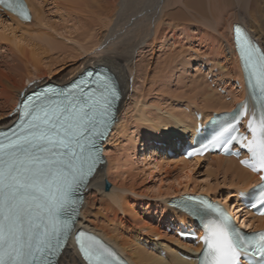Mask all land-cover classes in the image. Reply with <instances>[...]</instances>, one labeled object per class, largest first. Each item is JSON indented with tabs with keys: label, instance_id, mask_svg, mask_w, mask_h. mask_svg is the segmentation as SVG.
<instances>
[{
	"label": "bare ground",
	"instance_id": "bare-ground-1",
	"mask_svg": "<svg viewBox=\"0 0 264 264\" xmlns=\"http://www.w3.org/2000/svg\"><path fill=\"white\" fill-rule=\"evenodd\" d=\"M25 2L30 11L29 21H25L18 16H14L8 11H0V48H2L1 41L8 42V47H5L4 50L0 49V52L3 51L0 53V128L11 124L14 117L9 116V114L15 108L21 91H23L27 85L30 84L27 91H31L38 86L50 83L47 78V73H50V67L52 66H49L48 70L42 67L44 60L43 56L46 53H52L53 51H56L57 54L59 51L61 53L63 49H66L64 47L65 39H67V41L70 40V42L72 41V47L70 50H74L73 52L75 57L78 54L88 53V51L89 53L95 55L94 57L89 56V58H84L79 61V64L75 67L73 65L74 69L70 71L69 74H74V77H76L77 74L81 73L83 69L87 67L104 66L115 75L120 90V99L117 106L118 115V109L121 107L126 98H129L132 87H134L130 84L132 81L131 71L133 65L131 63V58L133 49L138 47L139 42L143 41L147 35H149L150 24L152 21H157L156 24L158 26V30H155L154 36H156L158 40L163 34L162 31L166 33L167 29L174 32L179 28L184 29V31H188L186 32L187 34L185 32V34L183 33L184 36H186L184 39L187 40V44H189V36H191L190 39L193 38V40L198 38V43L197 45L195 44L196 47L193 46L194 42L190 43L188 48L186 47V50H189L187 53L190 55V51L194 50L193 53L195 55L197 54L200 58L201 56H204V62L200 63L199 67L201 64H203L204 67L208 66L209 70L205 74L207 76L210 73V78L212 76H214V78L210 81L203 79L204 75H202L200 70H198L199 67L192 70L195 75L184 79V81L187 80L189 82L187 90L190 92L193 91L191 92L192 94L189 93L191 94L190 96L187 95L184 97L188 101V105L184 109L179 108V104H181L179 95L178 97L176 96L178 99H176L178 101L177 103H179L177 104L178 107H163L164 104L160 107L157 103H152L153 105L148 103L147 105L145 101L143 102L142 95L140 97L142 101H138L139 103L134 108V110L136 109L135 114L133 112L134 115H132V119L134 116V127L139 130L137 132L138 136L130 134L132 132H129V135L127 136L126 134H128V132L125 130L127 127H122V129L126 131L125 135L124 132L122 133L124 136H127L126 142L129 144L128 147L126 146L127 149L124 148V150L127 151H125L126 156L124 155L125 161L123 163L120 161V164L122 163L121 165L123 166L128 163L129 166L134 165V168L140 172L146 170L149 173H156L168 168L170 174H173V176H170L172 179L170 181H163V179L160 178L159 182L155 183V189L157 192L156 196L162 197L165 195L167 196V199H163V201L161 200L158 202L154 201L155 203L144 201L143 199L138 198L139 196H142L143 198L146 196L145 194H142L140 191L139 194H137L135 191L131 190L133 186L132 188H127L129 186L125 187V185L122 184L118 186L115 184L111 187L108 185V188L105 189V184L108 183V181H111L112 174H110L109 169L114 163V159L111 157V152L113 153V151L110 149L107 150L105 146L104 152L108 163L105 164L104 162L102 165H99L96 172L87 183L84 191V201L79 210V216L75 227H84L102 236L122 256L127 258L130 264H195V261L187 260L182 256L187 254L191 255L193 251L197 250V248L192 246L190 243L180 241L174 235L165 232L159 226L162 221L170 222L174 221L176 218H180V215L169 207L168 202L171 200L169 198H173V196L175 197L182 193L201 192L212 196L214 199L217 198L220 201V195L216 190V186H213L207 180L201 184L192 176L195 170L198 171V164L205 160L208 161V175L221 173L224 179V184L226 179L230 178V183L228 185L230 188V194L225 197V204L227 205L230 201L228 199L235 194L237 189L249 188L255 183V181H257V177L248 170L242 168L233 158L207 154L203 158L196 157L192 160H185L181 158L176 159L177 157L173 158V160H168L167 155H165L166 150L169 149L173 152L174 150L171 146H174L177 140H182L183 134L192 132L196 123V119L193 114L194 111L200 112L201 118L204 121H207L212 112L219 113L227 111L234 105L235 101L242 98L243 93L241 91V87L243 86V80L238 57L232 41V25L241 24L251 36L259 41L264 50V0H56L55 2L58 3L56 5L63 7V9L64 7H69L68 3H70V5L72 4L71 6L74 5V8H76L75 11H79L78 14H80V17L90 16L95 24L92 21L91 23H93L94 26H99L97 28L94 27L97 30L100 29V26L107 28L109 24L113 22L112 26L110 28L108 27L109 30H107L99 38H97V35H94L96 33L93 34L92 31H89L90 36L89 38L85 37L86 40L84 36H81L82 34H80V36L78 35L80 39L77 40H73L74 37L69 35L68 36L70 38H68V33L66 35L64 34L65 31L64 33H61L67 38L65 37L64 39L63 37L59 39L56 33L59 32L58 34H60V31L57 30L60 29L57 27L58 23L55 22V25L57 26H54L52 25L53 22H51L50 24L52 27H55L52 28L49 24L51 18L49 22L44 18L45 13H43L42 10L44 0H25ZM66 9L67 8L63 11ZM71 10H73V8ZM67 11L68 10H66V15L69 16L70 14H68ZM60 12L61 10L59 13ZM63 17L66 18V16ZM73 18L74 17H72V19ZM60 27L63 28L64 26L60 25ZM16 29L20 31L19 34H16ZM182 29L181 31L183 32ZM122 30L124 31L123 33ZM121 33L122 35L119 36ZM156 33L158 34L156 35ZM85 35H87V33H85ZM60 36L62 37V35ZM175 36L172 37L173 40H175ZM82 38H84V42ZM103 38V43L108 39L106 41L108 46H101V48L99 44ZM116 38L118 39L115 40ZM205 39H210L209 43L211 42L210 47L209 49L207 48V50H203L202 48L205 45H203V42H206ZM178 40L181 41V38ZM161 41L163 42L160 45L165 46L167 44L166 38H163ZM180 41H177V43H180ZM9 43L10 46L13 45L12 48L9 47ZM175 46H177V44ZM179 46L184 47V45ZM183 49L185 50V47L180 50L184 52ZM67 52H69V50ZM182 52L180 55L182 54L184 56L185 53ZM199 52H201V54H199ZM175 55H169L170 57H165L163 61L165 59L172 58L173 56L175 57ZM58 58L59 57L55 59L58 60ZM183 58L186 59L185 57ZM55 59L53 60L55 61ZM165 61L163 67L169 65L168 62L166 61V63ZM183 61L188 65L189 69H191L189 66V60ZM165 63L168 65H165ZM134 66H136V64ZM168 67H170V65ZM185 67L183 65V68ZM214 68H216V74L213 72ZM163 73L165 74V72ZM167 73L168 72H166L165 76L168 75L171 77L169 75L171 73ZM135 74L137 75V73ZM158 75L160 74H157L156 76ZM153 76L154 75H152V77ZM73 78H66L63 76L55 80L58 82L56 84L63 85L68 83ZM160 78L163 77L161 76L158 79L161 80ZM132 79L134 80V78ZM163 79L164 84H166V79ZM152 80L153 79H151V81ZM234 80L238 81L240 89L232 84V81ZM156 81L154 82L153 80L152 82L156 83ZM213 82H215L213 85L214 87H211V83ZM219 82H222L221 86ZM179 84L181 85L182 82H179ZM150 86H152V83ZM217 86H220L225 93L220 94L221 92H217ZM161 90L162 89L159 91ZM145 92H148V89ZM161 92L165 93L164 89ZM136 94L133 95L136 97L138 96ZM175 95L177 94H174V96ZM145 97H147V95ZM180 97L182 98V96ZM225 97H229L230 100L228 102L224 101L223 98ZM197 101H199V104ZM135 102L136 101H134V103ZM191 106L193 108H191ZM152 109L154 111H152ZM118 125L119 124L115 123L112 129H119L120 125ZM121 125L123 124L121 123ZM108 141L110 140L106 139L104 144H107ZM165 144H167V147H164ZM117 145L116 147H123ZM139 147H141L139 151L142 152L140 158L137 157V149ZM120 154L123 155L122 153ZM117 156L119 157V155ZM149 157H152L154 161H147L146 159ZM115 172L112 173L115 174ZM168 173L166 175H168ZM118 175L117 177L120 176ZM115 180L117 179L114 178V182ZM126 192H130L131 195L126 194ZM137 195L138 198H135L134 196ZM152 208L159 215V223L156 225L151 222V218H148V212ZM141 210L142 214H139V211ZM233 210L242 222L246 221L248 224L264 227V217L253 216L247 211L243 212L238 209L237 206L233 207ZM182 219L185 220V217H182ZM159 239L164 241H159ZM160 251H163L164 254L161 255ZM57 262L58 264H84L72 242H69L65 246L58 257Z\"/></svg>",
	"mask_w": 264,
	"mask_h": 264
},
{
	"label": "snow or ice",
	"instance_id": "snow-or-ice-1",
	"mask_svg": "<svg viewBox=\"0 0 264 264\" xmlns=\"http://www.w3.org/2000/svg\"><path fill=\"white\" fill-rule=\"evenodd\" d=\"M0 6L19 9L23 19H30L20 0H0ZM235 43L264 99V51L239 26ZM118 100V89L103 71L87 72L64 88L50 87L26 97L17 109L18 122L0 131V264H58L54 258L75 230L79 193L100 162V143L114 123ZM225 131V142L237 139L231 135L238 131L235 125ZM247 131L252 139L243 147L251 152L252 169L257 171L258 163L264 170V112L258 124L255 118L248 121ZM260 206L264 207V187ZM183 207L206 218L202 264H241L257 256L255 264H264V233L257 237L237 231L218 206L203 198ZM79 237L87 264H110L97 254L94 238L82 231Z\"/></svg>",
	"mask_w": 264,
	"mask_h": 264
},
{
	"label": "rangeland",
	"instance_id": "rangeland-1",
	"mask_svg": "<svg viewBox=\"0 0 264 264\" xmlns=\"http://www.w3.org/2000/svg\"><path fill=\"white\" fill-rule=\"evenodd\" d=\"M40 1V0H39ZM52 1V0H51ZM50 0H44V3L42 4L43 6H42V10H43V13H45L44 15H45V20L46 21H48L49 22V20H50V18H51V20H50V22H49V24L51 23V22H53L52 23V25H54V26H57L58 28H60V29H57V30H59L60 31V34H58L59 32H56L57 33V36H58V38L60 39V38H63L64 37V39H65V35L67 34V36L69 35V36H72V37H74V39L73 40H77V39H80L79 38V36H80V34H82L81 36H84V38L86 37H88L89 38V36H90V32L92 31V33L94 34V33H96V34H94V35H97V38H99L102 34H104L107 30H109V28L112 26V24H113V22L112 23H110L109 24V28L107 27H101L100 26V29H96L97 27H99L98 25L96 26H94L93 25V20L90 18V16L88 17V16H81L80 17V14H78L79 13V11L78 10H76L75 11V9L76 8H74L75 6L73 5V6H71L70 5V3H68L69 4V7L72 9L73 8V10H71L68 6L67 7H64V9L65 8H67L66 10H68L67 12H68V14H70L69 16H67L66 14V10L65 11H63L64 9H63V7H61V6H59V5H56V4H58L57 2H55L54 0L51 2ZM53 2H55V3H53ZM47 5V6H46ZM59 7V8H58ZM58 10H56V9ZM70 9V10H69ZM78 9V8H77ZM55 10V11H54ZM61 10V12L59 13V11ZM72 11H75V12H72ZM64 12V13H63ZM47 13V14H46ZM54 13V14H53ZM64 14V15H63ZM74 16H73V15ZM43 15V16H44ZM59 15H61V16H59ZM63 16H66V18L65 17H63ZM71 16V17H70ZM48 17V18H47ZM69 17V18H68ZM72 17H74L73 19H72ZM75 17H77V18H75ZM47 18V19H46ZM62 18H63V20H62ZM80 18V19H79ZM65 19H67V20H65ZM61 20V21H60ZM60 21V22H59ZM91 21L93 22V23H91ZM55 22H57L58 24L57 25H55L56 23ZM157 21L156 20H154V21H152L151 22V24H150V30H149V35H147V37L143 40V41H141V42H139V46L138 47H136L135 49H133V52H132V58H131V63H132V65H133V68H132V71H131V86H134V87H132V91L130 92V95H129V98H126V100L123 102V104L121 105V107L118 109V115H117V118H119V119H117L116 120V123L117 124H119L118 126H119V129H116V130H111V132L109 133V135L107 136V138L106 139H108V140H110V141H108L107 142V144H104L105 146H106V148H107V150H111V151H113V153L111 152V157L114 159V163H115V165H114V163H113V165H112V167L109 169V172H110V174H112L111 175V181H108V183H109V185H110V187L112 186V185H125V187H127V186H129V187H127V188H132V186H133V188L131 189V190H133V191H135L137 194H139V191L142 193V194H145L146 196H144L143 198H142V196H139V198H138V195L137 196H134L135 198L137 197L138 199H143L144 201H150V202H152V203H155L156 201L158 202V201H163V199H167V196H165V195H163L162 197H157L156 195V187H155V183H157V182H159V179L161 178V179H163V181H170L172 178L170 177L171 175L173 176V174H170V171L168 170V168L167 169H164L163 171H159V172H156V173H149L148 171H146V170H144L143 172H140L139 170H137L136 168H134V165H130L129 166V164L127 163L126 165H121L125 160H124V157L126 156L125 155V151L126 150H124V148H126V146L128 147V142H126V140H127V136L129 135V132H132V133H130V134H132V135H136V136H138L137 135V132L139 131V130H137V128L136 127H134L135 126V124H134V116H133V119H132V115H134L135 114V110H134V108H135V106L139 103L138 101H142L143 100V102L145 101V103L148 105V103H150V104H158L160 107H162L163 106V104H164V106L163 107H170V106H176V107H178L177 106V104H179V103H177L178 101V99H177V97H178V95H179V100L181 99V104H179V108H181V109H184L187 105H188V101L184 98L185 96H187V95H191L192 93L191 92H193V91H188L187 89H188V85H189V82L187 81V80H185L184 81V79H187V78H189V77H192L193 75H195L194 74V71H192L193 69H195V68H197V67H199V65H200V63H203L204 62V56H201V58H200V56H198L197 54L195 55L193 52H194V50H191L190 52V55H189V53H187L189 50H186L189 46H190V43H193L194 42V44H193V46H195L196 47V45H197V39L195 40H193V38L192 39H190L191 38V36H189L188 38V43L189 44H187V40H185L184 38L186 37V36H184V34L186 33V32H188V31H184V29H182V28H179V29H176L175 31L177 32V34H176V32L174 31H170V30H167L166 29V33L164 32V31H162V35H161V37L159 38V40H158V38L156 37V36H154L155 35V30L157 31L158 30V26H157ZM47 24V23H46ZM93 26H92V25ZM95 24V23H94ZM52 25L50 24V26L52 27ZM60 25L61 26H64L63 28H61L60 27ZM53 26V27H54ZM91 26V27H90ZM52 27V28H53ZM94 27H96V28H93ZM128 27H129V25H128ZM55 28V27H54ZM90 28V29H89ZM102 28V29H101ZM64 29H66V30H64ZM86 29V30H85ZM88 29V30H87ZM92 29V30H91ZM121 29H123V28H121ZM181 29L183 30V32L181 31ZM56 30V31H57ZM120 30V29H119ZM118 30V31H119ZM154 30V31H153ZM64 31H65V33H64ZM90 31V32H89ZM94 31V32H93ZM96 31V32H95ZM180 31V32H179ZM19 32L20 31H18L17 29H16V34H19ZM64 33L65 35H63L62 33ZM124 31L122 30V33H123ZM171 32H172V34H171ZM185 32V33H184ZM73 35H72V34ZM85 33H87V35H85ZM118 33V32H117ZM122 33L121 34H119V36H121L122 35ZM179 33V34H178ZM181 33V34H180ZM184 33V34H183ZM116 34V33H115ZM158 33H156V35H157ZM173 34H175V35H177V36H175V35H173ZM187 34V33H186ZM60 35H62V37L60 36ZM77 35V36H76ZM79 35V36H78ZM173 35V36H172ZM181 35H182V37H181ZM192 35V34H191ZM68 36V38H70ZM118 36V37H119ZM174 37L175 36V40H173V38L172 37ZM179 36V37H178ZM184 36V37H183ZM78 37V38H77ZM112 37H114V36H112ZM179 39V38H181V41L180 40H178L177 38ZM193 37V36H192ZM67 38V37H66ZM84 38H82V40H83V42L86 40V38H85V40H84ZM153 38V39H152ZM163 38H166L167 39V44L165 45V46H162V45H160L163 41H161ZM118 38H116L115 40H117ZM61 40H63V39H61ZM108 40V39H107ZM107 40H105V42L103 43L102 41H104V38L100 41V44H99V46L101 47H104V46H108V44L106 43V41ZM114 40V39H113ZM114 40V41H115ZM153 40V41H152ZM154 40H156V41H154ZM169 40V41H168ZM206 40V42L204 43L203 42V45L205 44V45H207V46H205L204 45V47H202L203 48V50H207V48L209 49V47H210V44H211V42L209 43V41H210V39H205ZM6 41V40H5ZM64 41V40H63ZM145 41V42H144ZM173 41H174V43H173ZM177 41H180V43L178 42L177 43ZM2 42H3V44H2ZM72 42V41H71ZM70 42V40H68L67 41V39H65V42H64V44L66 45H64V47L66 48V49H63V50H65V51H63L62 50V52L60 53V51H59V53L57 54L56 53V51H53L52 53H50V52H48V53H46L43 57H44V60H43V64H42V67L44 68V69H46V70H48V67L49 66H52V67H50L51 69H50V73L48 74L47 73V78H48V80L50 81V83H58L55 79H59V78H61V77H63V76H65L66 78L67 77H70V78H73L74 77V74L72 75V74H69L70 73V71H72L74 68H73V65H74V67L77 65V64H79L78 62L79 61H81V60H83L84 58H89V56L90 57H94L95 55H93V54H91V53H89V51H88V53H83V54H78L76 57H75V55H74V50H70L71 49V47H72V43ZM110 42V41H109ZM143 42V43H142ZM147 42V43H146ZM154 42V43H153ZM175 42H176V44H177V46H175L176 44H175ZM185 42V43H184ZM8 42H4V41H1V47L2 48H0L1 50H4V48L5 47H8V44H7ZM67 43V44H66ZM152 45H150V44ZM104 44V45H103ZM105 44H107V45H105ZM196 44V45H195ZM169 45V46H168ZM179 45H184V47H185V50H184V52H182V50H180L181 48H184V47H180ZM189 45V46H188ZM9 47H13V45H11L10 46V43H9ZM63 47V46H62ZM70 47V48H69ZM101 47V48H102ZM171 47V48H170ZM180 47V48H179ZM187 47V48H186ZM192 47V46H191ZM206 47V48H205ZM69 48V49H68ZM106 48V47H105ZM140 48V49H139ZM170 48V49H169ZM0 50V51H1ZM69 50V52H67ZM3 52V51H2ZM2 52H0V53H2ZM66 52V53H65ZM185 53V55L183 56L182 54L180 55V53ZM202 52V51H201ZM201 52H199V54H201ZM63 53H65V54H63ZM73 53V54H72ZM171 53V54H170ZM52 54V55H51ZM57 54V55H56ZM87 54V55H86ZM172 56V55H175V57L173 56L172 58H169V59H165L167 62H168V64L170 65V67H168L169 65L168 64H166L165 63V65H168V66H166V67H163L164 66V61H163V59L165 58V57H167V56ZM192 54V55H191ZM49 55V56H48ZM69 55V56H68ZM81 57H80V56ZM84 55V56H83ZM180 57V59H179V57ZM187 55V56H186ZM189 55V56H188ZM169 56V57H170ZM176 56H177V58H178V60H177V58H176ZM57 57H59L58 58V60H56L55 58H57ZM61 57V58H60ZM183 57H185L186 59H184ZM65 58V59H64ZM70 58V59H69ZM168 58V57H167ZM53 59H55V61L53 60ZM66 59H68V60H66ZM171 59V60H170ZM62 60V61H61ZM183 60H189V62H190V67H191V69H189V67H188V65L183 61ZM203 60V61H202ZM51 61H52V64H51ZM64 61V62H63ZM162 61H163V63H162ZM181 61V62H180ZM46 62H47V64H46ZM63 62V63H62ZM179 62V63H178ZM49 63V64H48ZM136 64V66H134ZM181 64V65H180ZM183 65H184V67L185 68H183ZM46 66H47V68H46ZM57 66V67H56ZM60 66V67H59ZM160 66H161V68L163 69H161L160 68ZM135 67H137V68H135ZM145 67V68H144ZM158 67H159V70H158ZM168 67V68H167ZM183 68V70H182V68ZM206 67V66H205ZM204 67V65L203 64H201V66L199 67V69L198 70H200V72L202 73V75H204V78L203 79H205V80H208L207 79V77L208 76H210V73L206 76V74L205 73H207L208 72V70H209V67L207 66L206 68ZM54 69V70H53ZM70 69V70H69ZM144 69H146V70H144ZM170 69V70H169ZM135 70V71H134ZM138 70V71H137ZM185 70V71H184ZM51 71H52V74H51ZM137 71V72H136ZM146 71V72H145ZM216 71V68H214V73L216 74L217 72H215ZM162 72V73H161ZM163 72H165V74H166V72H168L167 74H169V73H171V74H169L171 77H169L168 75H166L165 76V74L163 73ZM54 73V74H53ZM135 73H137V75L135 74ZM157 74H160L163 78H165L166 79V81L167 82H165L166 84H164V79L163 78H160L161 80H159L158 78L159 77H161L160 75H158V76H156ZM163 74V75H162ZM198 74H199V72H198ZM68 75V76H67ZM152 75H154V76H156L155 78H153L152 77ZM55 76V77H54ZM137 76V77H136ZM142 76H143V78H142ZM132 78H134V80L132 79ZM214 78V76H212L211 77V79H213ZM151 79H153L154 80V82L156 81V83H154V82H152L151 81ZM169 79V80H168ZM144 80V81H143ZM181 80H183V81H181ZM135 81V82H134ZM188 83H187V82ZM209 81V80H208ZM207 81V82H208ZM169 82V83H168ZM179 82L181 83L182 82V87H181V85L179 84ZM151 83H152V86H150L151 85ZM214 84H215V82H213ZM179 84V85H178ZM219 84L221 85V83L219 82ZM232 84H234L233 83V81H232ZM136 85V86H135ZM185 87H184V86ZM151 89H150V88ZM211 87H214L213 85H212V83H211ZM155 88V89H154ZM141 89H142V91H141ZM148 89V92H145L146 90ZM150 89V90H149ZM160 89H162L161 91H163V89H164V92L165 93H162L161 91H159ZM217 90V89H216ZM139 91H140V93H139ZM167 91V92H166ZM180 91V92H179ZM135 92V93H134ZM160 92V93H159ZM188 92V93H187ZM217 92H218V90H217ZM135 95L136 93H139V94H136V95H138V96H136L137 97V99H138V97H139V99L137 100L136 99V97L133 95V94ZM148 93V94H147ZM172 93H173V95H172ZM178 93H180V94H178ZM189 93H191V94H189ZM162 94V95H161ZM174 94H177V95H175L174 96ZM220 94H224V93H220ZM143 95V96H142ZM147 95V97H145ZM172 95V96H171ZM142 96V100L140 99V97ZM177 96V97H176ZM180 96H182V98L180 97ZM134 97H135V99H134ZM144 97H145V99H144ZM163 97V98H162ZM133 101H132V100ZM165 99V100H164ZM174 99V100H173ZM177 99V100H176ZM182 99H184V100H182ZM128 100V101H127ZM223 100L224 101H226V102H228L230 99H229V97H225V98H223ZM134 101H136L135 103H134ZM153 101V102H152ZM174 103H173V102ZM175 101H176V104H175ZM173 104H172V103ZM199 101H197V103H198ZM167 103V104H166ZM149 104V105H150ZM152 104V105H153ZM171 104V105H170ZM199 104V103H198ZM162 105V106H161ZM191 108H193L192 106H191ZM187 109V108H186ZM152 111H154L153 109H152ZM133 112H134V114H133ZM132 122V123H131ZM121 123L123 124V125H121ZM127 127L125 130L128 132V134H126L127 136H124L125 135V132L126 131H124L123 129H122V127ZM121 127V128H120ZM121 129V130H120ZM119 132H118V131ZM118 132V133H116V132ZM113 132V133H112ZM122 132H124V135H123V133ZM115 133V134H114ZM136 133V134H135ZM118 134V135H117ZM115 135V136H114ZM111 136V137H110ZM125 137V138H124ZM105 139V140H106ZM139 141V140H138ZM140 142V141H139ZM122 143V144H121ZM115 144V145H114ZM120 145V146H123V147H119L118 145ZM138 144H140V143H138ZM116 145L118 146V147H116ZM167 144H165V146L164 147H167L166 146ZM113 146V147H112ZM112 148V149H111ZM114 149H115V151H114ZM127 149V148H126ZM139 149H141V147H139L137 150H138V158H140V156H141V154H142V152L141 151H139ZM110 152V151H109ZM127 152V151H126ZM141 152V153H140ZM166 152H167V150H166ZM117 154V155H119V157L117 156V155H115V154ZM120 153H122L123 155H121ZM125 155V156H124ZM154 155V154H153ZM114 156H115V158H114ZM122 156V157H121ZM172 158H175V157H172ZM126 159V158H125ZM167 159L168 160H173V159H169V157H167ZM147 161H154L153 160V158L152 157H149L148 159H146ZM120 161L122 162L121 164H120ZM118 162V163H117ZM170 162H174V161H170ZM207 162L208 161H202L200 164H198L199 165V167H198V171L197 170H195V172L192 174V176H193V178H196V180L199 182V183H201V184H203L206 180L207 181H209L213 186H216V190L219 192V195H220V201H223L224 203H225V197L227 196V195H229L230 194V188H229V183H230V178H227L226 179V181H225V184H224V179H223V176H222V174L221 173H218V174H216V175H212V174H210V175H208L207 174ZM106 163H108V160L106 159V161H105V164ZM119 166H120V168H119ZM133 166V167H132ZM113 167H114V169H113ZM106 168V167H105ZM104 168V169H105ZM119 168V169H118ZM122 168V169H121ZM136 169V170H135ZM116 171V172H115ZM165 171V172H164ZM168 171H169V173H168ZM115 172V174H113V173ZM168 173V175H166L167 173ZM197 172V173H196ZM120 173V174H119ZM140 173V174H139ZM148 173V174H147ZM176 173V172H175ZM174 173V174H175ZM120 176H119V175ZM170 174V175H169ZM115 177H114V176ZM117 175L119 176V177H117ZM115 179H117V180H115V182H114V178ZM117 177V178H116ZM155 181V182H154ZM216 184V185H215ZM154 185V186H153ZM136 188V189H135ZM140 193V194H141ZM126 194H130L131 195V193L130 192H126ZM148 196H149V198H148ZM152 196H154V197H152ZM141 197V198H140ZM166 197V198H165ZM174 197V196H173ZM159 198V199H158ZM162 198V199H161ZM172 197H170L169 199H171ZM146 199V200H145ZM151 199V200H150ZM168 199V200H169ZM228 199V198H227ZM228 200H230L229 202H231V203H233L234 204V202H235V194L234 195H232V197L231 198H229ZM155 201V202H154ZM103 204V203H102ZM229 204V203H228ZM232 204V205H233ZM96 206V205H95ZM98 206V205H97ZM151 212V213H150ZM142 214V210L141 211H139V214ZM148 218H151V222L154 224V225H156V224H158L159 223V219H158V213H156L155 212V210L152 208L149 212H148ZM157 217H156V216ZM157 222V223H156ZM164 223H167V225H169V223L168 222H164ZM161 224H163L162 222H161ZM161 229H163L164 231H165V228H162V227H160ZM166 232V231H165ZM169 233V232H168ZM170 234V233H169ZM159 241H164V240H160L159 239Z\"/></svg>",
	"mask_w": 264,
	"mask_h": 264
},
{
	"label": "water",
	"instance_id": "water-1",
	"mask_svg": "<svg viewBox=\"0 0 264 264\" xmlns=\"http://www.w3.org/2000/svg\"><path fill=\"white\" fill-rule=\"evenodd\" d=\"M108 185H109V183H106V184H105V189H107V188H108Z\"/></svg>",
	"mask_w": 264,
	"mask_h": 264
}]
</instances>
